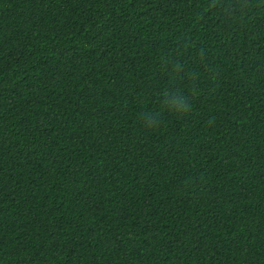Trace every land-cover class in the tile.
<instances>
[{"label": "trees", "instance_id": "16d2710c", "mask_svg": "<svg viewBox=\"0 0 264 264\" xmlns=\"http://www.w3.org/2000/svg\"><path fill=\"white\" fill-rule=\"evenodd\" d=\"M0 264H264V0H0Z\"/></svg>", "mask_w": 264, "mask_h": 264}]
</instances>
